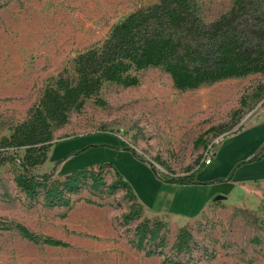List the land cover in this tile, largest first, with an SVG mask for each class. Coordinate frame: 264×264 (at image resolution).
I'll return each mask as SVG.
<instances>
[{"label":"rangeland","instance_id":"obj_1","mask_svg":"<svg viewBox=\"0 0 264 264\" xmlns=\"http://www.w3.org/2000/svg\"><path fill=\"white\" fill-rule=\"evenodd\" d=\"M156 1L0 0V264H264V182L244 184L212 199L198 217L182 219L150 214L122 177L101 163L110 162L111 152L89 159L74 182L67 178L72 172L49 162L56 140L108 132L150 164L157 179L188 176L210 146L264 115V73L180 90L162 67H148L137 73V85L104 83L98 96L52 127L46 159L31 169L52 176L39 179L32 197L17 182L25 150L1 146L47 87L61 75L76 78L80 53L101 46L117 23ZM194 1L211 22L235 0ZM201 191L178 193L198 199ZM17 223L67 245L29 240ZM182 229L190 234L184 249Z\"/></svg>","mask_w":264,"mask_h":264},{"label":"trees","instance_id":"obj_2","mask_svg":"<svg viewBox=\"0 0 264 264\" xmlns=\"http://www.w3.org/2000/svg\"><path fill=\"white\" fill-rule=\"evenodd\" d=\"M148 67H162L180 90L264 73V0H235L211 22L202 19L194 0H157L117 23L101 46L80 53L75 58L76 78L61 75L55 86L46 88L28 119L2 139V147L25 150L18 158L25 172L17 182L28 196L37 193L39 179H51L52 173L40 175L31 169L45 161L52 127L67 122L70 111L81 109L87 99L98 96L104 83L137 85V73ZM106 146L126 149L142 158L128 146ZM261 158L254 156L247 162ZM198 165L188 176L168 178L181 184L196 183L194 174L204 163ZM151 166L156 170L154 164ZM83 170L73 171L67 178L74 182ZM16 228L34 242L67 245L48 236L41 239L21 223ZM179 240L181 249L188 248L190 234L182 229Z\"/></svg>","mask_w":264,"mask_h":264},{"label":"crops","instance_id":"obj_3","mask_svg":"<svg viewBox=\"0 0 264 264\" xmlns=\"http://www.w3.org/2000/svg\"><path fill=\"white\" fill-rule=\"evenodd\" d=\"M106 144L125 145L122 139L108 132L64 137L51 146L49 162L54 165L60 163L65 172H73L83 167L89 159L97 158L98 154L111 152L113 158L110 162L103 160L101 163H107L122 177L150 214L182 219L198 217L219 194L229 196L244 184L264 182V115L221 138L215 146L211 163L204 164L194 174L196 183H176L168 177H164L163 181L157 179L149 163V166L143 163L129 150ZM82 147L87 148L81 153H74ZM254 156L263 158L247 162ZM97 162L94 161L100 164ZM185 188H200L201 196L196 199L190 194L178 193L179 189Z\"/></svg>","mask_w":264,"mask_h":264},{"label":"built area","instance_id":"obj_4","mask_svg":"<svg viewBox=\"0 0 264 264\" xmlns=\"http://www.w3.org/2000/svg\"><path fill=\"white\" fill-rule=\"evenodd\" d=\"M215 146H216V145H214V146H210V147L206 150V152L204 153V156H203V158H202V162H203L204 164H209V163H211V161H212V159H213V157H214V155H215V152H216V148H215Z\"/></svg>","mask_w":264,"mask_h":264},{"label":"water","instance_id":"obj_5","mask_svg":"<svg viewBox=\"0 0 264 264\" xmlns=\"http://www.w3.org/2000/svg\"><path fill=\"white\" fill-rule=\"evenodd\" d=\"M225 197H226L225 195L219 194L214 199H217L218 200V199H223Z\"/></svg>","mask_w":264,"mask_h":264}]
</instances>
